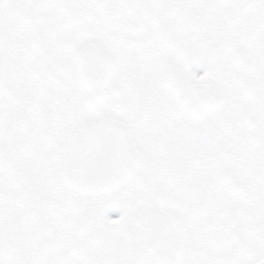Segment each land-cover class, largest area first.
Instances as JSON below:
<instances>
[{"label":"flooded vegetation","instance_id":"1","mask_svg":"<svg viewBox=\"0 0 264 264\" xmlns=\"http://www.w3.org/2000/svg\"><path fill=\"white\" fill-rule=\"evenodd\" d=\"M148 7L141 5L144 22L134 28L129 14L119 12L132 13V0H0V182L8 187L0 188V264H106L105 253L137 201L179 219L182 264H229L235 236L241 247V238L252 243L248 251L260 256L255 263L264 256V0H175L168 12ZM156 48L158 92L141 112L146 128L160 131L147 135L131 125L124 103L130 94L120 82H139L133 70L147 66ZM86 64L97 84L108 74L102 106L86 104ZM67 81L77 87L78 124L56 119L53 128L49 104L71 96L54 85L65 90ZM173 82L195 85L189 101L166 88ZM160 93L168 108L159 106ZM18 104L23 108L9 120ZM33 117L28 143L11 147ZM100 117L128 126L141 168L114 194H72L61 185L71 135ZM145 171L159 176L160 185L140 189ZM102 198L110 209H102Z\"/></svg>","mask_w":264,"mask_h":264},{"label":"water","instance_id":"2","mask_svg":"<svg viewBox=\"0 0 264 264\" xmlns=\"http://www.w3.org/2000/svg\"><path fill=\"white\" fill-rule=\"evenodd\" d=\"M81 54H77L79 61ZM88 65L84 66L87 78L82 83L89 93L86 104L102 106L108 74L103 83L97 84L92 79L94 67ZM81 67L77 68L79 75ZM4 85L0 67V92ZM194 86L176 82L170 86L166 84L180 102L189 101ZM101 114L99 111L98 115ZM141 163V154L125 123L107 117L87 120L71 135L61 169V185L72 194L88 198L114 194L136 177ZM184 246L185 230L176 216L151 203L137 201L129 208L118 239L105 253L106 264H182ZM255 264H264V256Z\"/></svg>","mask_w":264,"mask_h":264},{"label":"rangeland","instance_id":"3","mask_svg":"<svg viewBox=\"0 0 264 264\" xmlns=\"http://www.w3.org/2000/svg\"><path fill=\"white\" fill-rule=\"evenodd\" d=\"M175 0H132L133 2V6L135 7V10L132 13H126L125 10L123 11H119L120 15H122V13L125 14H129V21H131V26L135 28V25L137 23H143L144 19H143V12L144 10L141 8V5L144 3L146 6L149 5L148 8L150 9H154L155 7L157 8V10L160 11H169L168 8L174 3ZM113 3V1H112ZM111 2H104V5H113ZM104 7V6H103ZM106 7V6H105ZM114 8H112V10H116L115 5H113ZM104 11V10H103ZM105 12V11H104ZM243 12V11H242ZM240 11V13H242ZM139 33V32H136ZM140 35V34H139ZM141 54V51H135L134 52V58L137 57V55ZM150 56L148 58V65L147 66H143V65H137L135 66L136 69L133 70V78L134 80H137V78H139V82H135L133 85L131 84H124L123 82H120V86L124 89L125 93H129L130 96L127 100L124 101L127 109L129 110V116L128 118L131 121V125L133 126V128L137 129V131L141 132V133H147V135H151V134H159L158 132V128L157 126H149L146 128L147 125V118L144 116V112H141L142 109L144 108H150L151 106H153L154 104L151 102L152 99V92H156L157 91V85L152 82V76H157V69L155 66H157V62H158V58H160L158 52H157V48L156 49H150L149 53ZM135 63V62H134ZM148 79V80H147ZM146 81H149L150 84L148 85L147 89H142L140 90L137 86L140 84H145ZM28 83V81L26 82ZM156 86V87H155ZM28 87H31V84H28ZM55 90L57 89L58 92H61L62 94L65 92H69V94H71V96L68 98L67 101H58L57 99H53V101L49 104V110H53L54 116L52 117V127L56 128L58 127L56 124V119L62 121L63 122L65 120L70 121L69 124L76 126L78 124V119L77 116H75L76 114H78L77 110L79 109L80 106V100L78 101L76 99V94H74V96H72V92L77 89V87L75 85H73L71 82H66L65 84V90L62 86L55 84L54 85ZM149 90V91H147ZM57 91H55V94L57 93ZM158 92V91H157ZM62 99V98H61ZM66 103V105H68L70 112H69V116L68 114L65 112V107L62 106V103ZM167 99L165 97H162L161 93L159 96V100H158V104L160 106H163L165 108L169 107V103H166ZM23 105V104H22ZM21 104L15 105L13 108H10V111L13 115V118L9 119L14 121L15 120V116L17 115V113L20 111V108H23ZM20 107V108H19ZM37 107L39 108V110L41 111V116L43 117L44 111L42 106L38 103ZM18 108V110H17ZM61 108V109H59ZM131 113H133L134 117H131ZM11 115V117H12ZM33 121L34 117L31 118L30 121H26L25 123V130L26 132H23L22 134H20V137H17L15 140H11L14 144H9L11 147H16L19 148V146L24 147L27 143L28 140L30 139V133H29V128L33 125ZM6 125H9L10 123L8 121H6ZM19 123V122H18ZM154 124L157 125V123L154 122ZM66 125H68V123H66ZM10 130V129H7ZM160 131V130H159ZM141 142L144 146L147 145V142L145 141V138H141ZM232 143L229 146V156L231 158H233L235 156V153L233 151V147H232ZM154 163V162H153ZM155 164V163H154ZM154 166V165H153ZM156 169L158 168V165H155ZM141 177H139V179L137 181H140V183L142 185V187L140 189H142L143 187H145L144 185H146V183H152L154 184L155 182V186H158L159 183V176H153V175H149L148 171H145L143 174V180L141 179ZM160 185V183H159ZM151 187H153L152 184H150ZM0 188L1 189H7L8 187H5V185H3L0 182ZM100 205L102 207V209L104 208V205L106 207H109V204L107 203V198H102L100 199ZM2 217H4L1 213H0V220H2ZM0 226L2 228H5L4 223H0ZM238 229H235V231H237ZM234 236V235H233ZM239 239L240 237L235 236L232 237V243H234V245H237L236 249L234 251H231L230 253L233 254V256H231V259L233 257V260L228 261L229 264H254L255 261L260 257V256H256V255H252L254 250L248 251L249 248H252V243H248L245 240H243L241 238V243H242V247L241 245H239ZM251 242H253V240H251ZM233 245V246H234ZM233 246H231V249L233 250ZM241 247V251H237L239 248ZM243 249L246 250L247 252L244 253L243 255H239L240 253L243 252Z\"/></svg>","mask_w":264,"mask_h":264}]
</instances>
